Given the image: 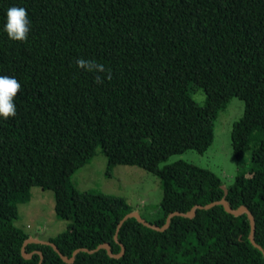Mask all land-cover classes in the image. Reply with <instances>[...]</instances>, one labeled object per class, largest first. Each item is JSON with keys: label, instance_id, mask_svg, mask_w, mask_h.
Wrapping results in <instances>:
<instances>
[{"label": "trees", "instance_id": "16d2710c", "mask_svg": "<svg viewBox=\"0 0 264 264\" xmlns=\"http://www.w3.org/2000/svg\"><path fill=\"white\" fill-rule=\"evenodd\" d=\"M10 6L27 10L26 41L3 30ZM78 58L104 64L111 79ZM0 75L21 84L16 116L0 117V264H264V0H0ZM233 97L244 110L231 147L238 162L250 151L247 174L240 168L224 190L209 169L159 167L204 152ZM98 147L108 169L161 179L160 217L144 220L163 230L126 216L121 197L76 189L72 175ZM34 186L53 191L54 213L68 221L48 243H25L13 224Z\"/></svg>", "mask_w": 264, "mask_h": 264}, {"label": "rangeland", "instance_id": "374dc122", "mask_svg": "<svg viewBox=\"0 0 264 264\" xmlns=\"http://www.w3.org/2000/svg\"><path fill=\"white\" fill-rule=\"evenodd\" d=\"M189 94L198 105L206 102L202 89L190 87ZM244 103L237 97L230 99L226 108L214 121L213 141L202 153L186 149L170 155L159 164L162 168L176 161H185L213 171L225 190L235 180L238 170L250 167V151L246 150L240 162L233 154L230 135L235 122L243 116ZM72 181L79 191L110 194L121 197L133 213L143 219L155 221L160 217V204L163 198L162 181L152 172L137 166L115 165L107 168V159L101 148L91 161L72 175ZM55 196L52 190L38 186L30 188L29 199L16 205V218L13 224L22 229L30 241L48 242L66 230L68 221L59 219L54 213Z\"/></svg>", "mask_w": 264, "mask_h": 264}, {"label": "clouds", "instance_id": "9594fccd", "mask_svg": "<svg viewBox=\"0 0 264 264\" xmlns=\"http://www.w3.org/2000/svg\"><path fill=\"white\" fill-rule=\"evenodd\" d=\"M30 23L25 8L10 6L6 11V22L3 30L10 40L23 42L28 38ZM75 63L79 69L86 70L89 73H106V78L111 79V72L105 68L104 64L84 58H78ZM95 82L97 84L103 83L101 75H96ZM20 91L21 84L15 77L0 75V117L7 120L16 116L15 97Z\"/></svg>", "mask_w": 264, "mask_h": 264}, {"label": "water", "instance_id": "95a60500", "mask_svg": "<svg viewBox=\"0 0 264 264\" xmlns=\"http://www.w3.org/2000/svg\"><path fill=\"white\" fill-rule=\"evenodd\" d=\"M222 202H224L223 200H222ZM208 206H210V204H207V205H205V207H208ZM200 207V206H199ZM232 212H236L235 210H231ZM174 214H176L175 212H172V213H170L169 214V217H171V216H173ZM193 214H194V212H193V210H189V211H187L186 213H185V216H187V217H192L193 216ZM129 215H133V216H135L139 221H141L142 223H144V224H146V225H149V226H153V225H151V224H148L142 217H140L137 213H133V212H131V213H128L126 216H129ZM125 216V217H126ZM121 223V222H120ZM166 226V224L163 226V227H157V226H153L155 229H157V230H163L164 229V227ZM30 240L29 239H27V240H25V243H27V242H29ZM48 243V242H47ZM52 246L54 247V249L59 253V255H60V257L65 261V262H67V263H71L72 261H73V257H66L65 255H63V254H61L59 251H58V248L54 245V244H52ZM100 247H103V248H108V244L107 243H102V244H100ZM122 254V251L118 254V255H121ZM24 257H29V254L27 253V252H23V254H22Z\"/></svg>", "mask_w": 264, "mask_h": 264}]
</instances>
